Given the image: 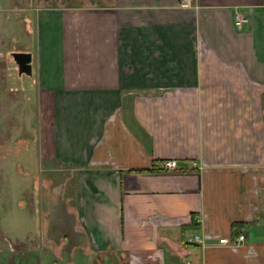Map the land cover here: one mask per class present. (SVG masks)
<instances>
[{
  "label": "crops",
  "instance_id": "crops-1",
  "mask_svg": "<svg viewBox=\"0 0 264 264\" xmlns=\"http://www.w3.org/2000/svg\"><path fill=\"white\" fill-rule=\"evenodd\" d=\"M36 3L22 76L79 178L64 260L264 264V0Z\"/></svg>",
  "mask_w": 264,
  "mask_h": 264
},
{
  "label": "rangeland",
  "instance_id": "rangeland-1",
  "mask_svg": "<svg viewBox=\"0 0 264 264\" xmlns=\"http://www.w3.org/2000/svg\"><path fill=\"white\" fill-rule=\"evenodd\" d=\"M37 16L36 0H0V264H72L63 256L76 249V168L44 131L49 122L40 117L52 114L53 105L39 103L11 55L36 47Z\"/></svg>",
  "mask_w": 264,
  "mask_h": 264
},
{
  "label": "built area",
  "instance_id": "built-area-1",
  "mask_svg": "<svg viewBox=\"0 0 264 264\" xmlns=\"http://www.w3.org/2000/svg\"><path fill=\"white\" fill-rule=\"evenodd\" d=\"M235 22L237 26H242L244 24H247L249 22V18L237 13L235 17ZM163 168H175L177 167V162L173 160L165 161L162 164ZM249 240V234L248 233H240L234 236L232 239L228 237L221 238L219 240V244L226 245V246H240L245 244ZM193 241L198 244H204L203 240L199 236H194Z\"/></svg>",
  "mask_w": 264,
  "mask_h": 264
},
{
  "label": "water",
  "instance_id": "water-1",
  "mask_svg": "<svg viewBox=\"0 0 264 264\" xmlns=\"http://www.w3.org/2000/svg\"><path fill=\"white\" fill-rule=\"evenodd\" d=\"M15 63L18 66L20 75H32V53L24 51H15L11 53Z\"/></svg>",
  "mask_w": 264,
  "mask_h": 264
},
{
  "label": "trees",
  "instance_id": "trees-1",
  "mask_svg": "<svg viewBox=\"0 0 264 264\" xmlns=\"http://www.w3.org/2000/svg\"><path fill=\"white\" fill-rule=\"evenodd\" d=\"M264 98V97H263Z\"/></svg>",
  "mask_w": 264,
  "mask_h": 264
}]
</instances>
